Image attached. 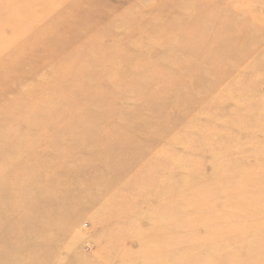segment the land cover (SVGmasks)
Wrapping results in <instances>:
<instances>
[{
    "label": "rangeland",
    "instance_id": "rangeland-1",
    "mask_svg": "<svg viewBox=\"0 0 264 264\" xmlns=\"http://www.w3.org/2000/svg\"><path fill=\"white\" fill-rule=\"evenodd\" d=\"M51 1L63 5L53 18H21L19 29L0 31L17 44L0 63V121L7 110L34 125L29 136L39 139L32 153L29 146L19 156L16 146L0 149V199L14 187L7 183L13 181L8 170L19 167L17 157L50 168L39 183L57 195H43L49 208L38 214V197L25 210L65 224L46 236L62 255L25 250L46 245L40 220H0V238L9 239L0 243V264H264V132L247 117L264 101V0ZM242 3L250 10L241 11ZM32 38L43 44L27 50ZM77 53L72 72L99 79L96 85L81 81L86 85L77 92L94 91L95 100L67 93L74 85L61 77L68 71L63 62ZM22 93L34 96L28 103L41 100L40 115L20 112L21 106L31 109L26 99L16 98ZM76 118L90 123L78 125ZM38 122L50 127L39 129ZM164 123L160 142L153 128ZM67 124L75 126L64 129ZM97 130L112 142L94 143ZM24 131L17 137L26 145ZM146 181L155 190L156 181L166 182L173 199L192 198L185 217L173 214L170 203L155 211L157 217L142 205L139 187ZM167 193L153 196L154 203L169 199ZM8 207L25 212L20 202L0 206ZM159 239L176 252L201 247L205 253L173 256L151 246L152 253L158 248L155 255L143 254L141 244L158 245Z\"/></svg>",
    "mask_w": 264,
    "mask_h": 264
},
{
    "label": "bare ground",
    "instance_id": "bare-ground-1",
    "mask_svg": "<svg viewBox=\"0 0 264 264\" xmlns=\"http://www.w3.org/2000/svg\"><path fill=\"white\" fill-rule=\"evenodd\" d=\"M249 7H250V5L242 3L241 11L244 12L246 9L250 10ZM62 11H63V5H62L61 1L53 2L51 0H0V31H2L3 34H6L7 31L9 32V31H15V30L19 29V25H20L19 23L20 22H18V21L21 18L26 20V21L27 20L29 21V20H32V19L35 20L37 17L43 18V19H49L50 17H52V18L54 17V16H51V13L52 14H57V13H61ZM222 27H223V25L220 24L219 27L217 28V30H220ZM3 36H5V35H0V60H1L0 63H3V62L6 63V61H8L9 58H7L4 53H6L8 50L14 48L17 45L16 43L7 42V40H5V38ZM8 43H10L9 46H8L9 49L6 47V45ZM39 43L43 44L42 42H40V40L38 41L37 38L36 39L32 38L31 40H29V43H28V44H32V45H29L27 50L30 49L31 46H33V44L36 45V44H39ZM28 44H25V46H27ZM77 55H78V53L76 55H73L71 57V59L69 60V62H63V65H67L68 71L67 72L63 71L61 77L67 84H73L74 85V88H73L74 92L72 94H70L69 92H67V93L69 95L75 96L76 98H80V99H83V98L91 99L92 98V100H95V99L98 98V94L96 92H94V91L90 92L89 94H86V93L78 94V92H77L79 87H82V86L86 85V84L80 83L81 81H90L89 84L96 85V83H98L97 81L99 80V79H95V78H93L91 76H87V74L85 72L76 74L77 76L74 74V72H72V70H73L72 66L74 64L73 60H74V58L77 57ZM78 59H80V61H82V59L79 56H78ZM89 62H91V61H89ZM57 67H60V66L57 64ZM69 67H71L72 69H69ZM60 70L61 69H59L56 72L58 73V72H60ZM81 77H84L86 79H82L81 80ZM53 79H54V77H52L49 82L53 81ZM250 83L253 84V82H250ZM56 91H58V90H56ZM56 91H54V92H56ZM19 96H20L21 99L18 96H16V98H18L21 101H22V99H26L27 106L31 107V109H26L25 110V108H23L21 106L20 112H23V114L28 116V115L32 114L34 112V110H35L38 113V115H40L39 105L41 103V100H38V99L33 100V99H31V101L28 103L29 97H31L33 95L28 94V93H22V94H19ZM67 97L65 98V100L69 101ZM240 97L243 98L244 96L241 95ZM72 103H74L75 107L80 108V106L77 105V102H72ZM3 105L7 106L8 104H3ZM254 105H255V103H254ZM261 105L264 106V101L256 102L257 113L255 112L254 106H253L250 109V113L247 114V117H249V119H248L249 121L255 120L256 122L262 124L263 125L262 131L264 132V113L261 112ZM9 107H10V105L7 106V108H9ZM5 111H7V110H5ZM5 111L1 110V116H2V118H4V120L0 121V145L3 147V148L0 147V149L8 148V147H10V145L13 146V147L16 146L17 152L14 155H17V156L21 155V154H19V152L21 151L23 153L25 151V148H27L28 146L30 147L27 150L29 153L35 152L37 147H33V146H36V144H38L39 139L36 136L35 139L33 137V140L31 141V137L29 136V133L31 135L30 131H32L34 129V125H31L29 123H27L25 125V123L21 122L20 120L14 119L12 117L11 112L7 113ZM81 114H82V112L79 113V115H81ZM49 119L50 118H47L46 121L48 122ZM92 120L94 121V119H92ZM74 121L76 123H78V125H80V122H84L85 125L87 123H90L89 122V118H83L82 120H78L76 118ZM71 126H75V125L67 124L63 128L65 129V128L71 127ZM164 126H165V123H164V125L162 127H159V125H157L155 128H153V129H155V133H157V135L159 136L158 139L160 140V142H162L164 140V139L161 138V135L159 134L161 131L164 130ZM38 127H39V129L43 128V129L46 130L50 126H45L44 124H42V122L41 123L38 122ZM57 127L58 126H56L55 128H57ZM16 128H19L18 131H15ZM167 128H169V126H167ZM174 128H179V127L175 126ZM22 129L25 130L24 132L27 135V136L26 135L25 136L27 138H30V140H28V139L26 140V145L22 144L21 141L18 140V137H17V133L20 130H22ZM59 129L61 130L62 127H59ZM74 129H76L78 131L80 130L78 132L79 134L87 135V132H88L87 130L88 129H86V131L83 128L79 129V126L75 127ZM73 131H75V130H73ZM99 131L100 130H97V134H94V135H98V138H96L94 140V143L97 144L99 141H102L103 143L112 142L111 138H109L108 135H105L104 132H99ZM55 132H56V129L53 128L50 131V135L55 134ZM189 134H191V133L189 132ZM18 135H19V133H18ZM94 135H92L91 138H94L93 137ZM111 135H112V137H114L115 134H111ZM50 141H51V137H50ZM76 142L80 143L81 145L82 144L85 145L86 141L85 140H80V141H76ZM262 143L264 144V141ZM4 155L5 154L3 153V156ZM17 159H18V163L17 164H18L19 167H17L16 169H12L13 168V165H12V168L8 170V171H10L9 175H11V178H13V181L12 182H7V183H11V185L14 184V187L12 186V188L10 189V192L3 193V197L0 199V206H2L4 204L5 205L14 204V202H20L24 206L23 210H25V209H27L25 205L28 206V203L32 199L38 197L39 199H38L37 205L35 206V213H34V214H38V212L40 210H42V209L46 210V209L49 208L48 205H46L45 203L44 204L42 203V200H44L43 199L44 198L43 195H45V196H48L50 194L57 195V193L54 192V190L49 191V189H47L48 188L47 185H44L43 182L39 183V181L41 180V175L44 176V177L45 176L47 177L52 170H50V168L47 169V168L38 167L35 164H33L34 162H31V161H26V163H24L23 161L19 162L20 161V157H17ZM8 161H11V158H9ZM9 164H12V163L9 162ZM152 171L153 170H151V173H152ZM57 172H59V171L55 169L54 173L56 174ZM148 183L149 182L146 181L145 185L139 187V191L141 192L139 194V196L142 197L141 198L142 203H143L142 205H144L145 207L148 206L151 210H153V213L157 217L158 213H156L155 211L163 210L165 205L167 203H170L171 206H173V210H174L173 214H176L177 216H182V218L185 217L184 206H186L187 204L191 206L192 198H190L189 196H188V198H186L185 195H181L182 198H180L178 196L175 199H173L167 193L169 186H167L166 182L156 181V187H157L156 190L155 189H150V187L148 186ZM5 186H6V184H5ZM133 189L136 191V183H135V187ZM162 191L165 194L167 193L168 197L170 196V198H169L170 200L167 199V198L166 199L161 198V200L159 202L154 203L153 198L155 196L159 195ZM135 193L137 194L138 192L136 191ZM215 203L216 202L214 201L212 203V205H215ZM55 208H56L57 211H60L59 210V206L55 207ZM16 210H12L9 207L6 210H4L3 208H0V220H2L1 222L10 221V220L15 221L13 219H18V220H22V221L40 220L41 223H42L41 229H43L44 231L48 232L45 236L40 237L41 243H44L46 245L40 244L41 245L40 249H38L39 247H37V248L27 247L25 249L27 251V253L31 252L29 254H32V253H36V252H42L43 256H46V255L47 256H61L62 255L61 254V249L54 244V238L50 240L49 238H46V236L48 234L52 233V232H49L48 230H51V229H54V228L62 229L65 226V224L64 223H58L57 225H55V222L47 221L46 218H44V217L42 218V216H40V217L39 216H35V215H33V213L28 216V213L26 212V210L23 213L20 211L21 208L20 209H16ZM57 213H59V212H57ZM160 216L162 217V215H160ZM145 219H148L149 221H150V219L152 220L151 217H146ZM171 219H172V217L169 216V220L170 221H171ZM76 220H78V219H76ZM202 222H204V221H202ZM205 222H206V220H205ZM205 222H204V224H205ZM172 223H173L172 225H178V226L181 227V223L180 222H172ZM205 226H206V228L209 229V231H211L210 226H208V225H205ZM13 228L14 227H9V229H10L9 231H11V230L13 231ZM130 229H132V228H130ZM40 230H38V231H40ZM4 232H5V230L3 229L2 233H4ZM140 232L141 231H137L136 232V236L137 237H140V235H141ZM26 233L29 234V235L35 236L36 231L35 230L33 231L32 229H27ZM125 235H127V237H131L132 231H129V233H126ZM6 240L9 241V239L6 238V236H4V237L0 238V243L1 242L2 243H7ZM154 242L157 243L158 245H153L150 242V246L149 247H147V246L144 247V244L143 245L141 244L140 248H142L143 254L144 253H150L152 256H154L155 255L154 251L157 252L159 247L166 249V251L168 252L166 255L175 256V253L178 254L179 251H180V253L182 251V250H179L177 252L174 251L173 250V246L171 244H167V240L166 239H159V240L154 241ZM151 246H153V247L157 246L158 248L154 249V251L152 253V252H150V250H151L150 247ZM52 247H54L56 249H55V251L53 253H49L48 251H49V249H52ZM116 247L119 248L120 245L116 244ZM121 248H123V247H121ZM121 248H119V249H121ZM101 250H103V249H101ZM123 250L128 252V250H125V249H123ZM204 253H205V249L199 247V248H192V249L188 248V249H185L183 251V253H181V255L182 256H190V257H192V256H198V255H201V254H204ZM100 256L102 257L103 255H100ZM19 261H20V259H19ZM19 261H18V264H19ZM104 261H106V260H104Z\"/></svg>",
    "mask_w": 264,
    "mask_h": 264
}]
</instances>
